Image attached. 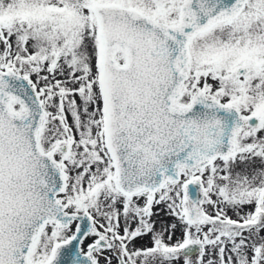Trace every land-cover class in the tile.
I'll use <instances>...</instances> for the list:
<instances>
[{
  "label": "snow or ice",
  "instance_id": "1",
  "mask_svg": "<svg viewBox=\"0 0 264 264\" xmlns=\"http://www.w3.org/2000/svg\"><path fill=\"white\" fill-rule=\"evenodd\" d=\"M0 264H264V0H0Z\"/></svg>",
  "mask_w": 264,
  "mask_h": 264
}]
</instances>
